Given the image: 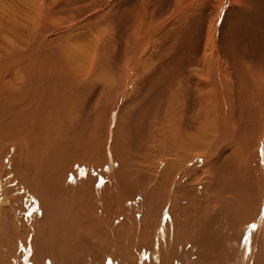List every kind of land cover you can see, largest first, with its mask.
I'll return each instance as SVG.
<instances>
[{"label": "bare ground", "instance_id": "obj_1", "mask_svg": "<svg viewBox=\"0 0 264 264\" xmlns=\"http://www.w3.org/2000/svg\"><path fill=\"white\" fill-rule=\"evenodd\" d=\"M18 2L0 0V264H264V81L198 65L194 35L156 54L142 20L108 57L101 9ZM165 52L176 81H154Z\"/></svg>", "mask_w": 264, "mask_h": 264}, {"label": "rangeland", "instance_id": "obj_2", "mask_svg": "<svg viewBox=\"0 0 264 264\" xmlns=\"http://www.w3.org/2000/svg\"><path fill=\"white\" fill-rule=\"evenodd\" d=\"M25 1L23 0L24 3H26ZM58 1L59 0H56V2ZM64 1L66 3V8L70 14L69 17H67L68 22L70 23L77 21L78 23H81L84 19H86V16L82 17L81 15H79L81 7L92 6V8H94L93 10H91L92 12L100 9L102 10L101 13L94 18V20H92L93 17L90 16V21H92V27L90 28H92L91 30L93 31V33L96 30V27L101 23L105 25L106 29H108L106 33L110 39H108V41L104 40V42L102 43L104 46L109 48L110 51L107 50V52H109L108 54H106V51L105 53L103 52V54H101L103 55L102 58H105L104 60H101L102 62H108L109 55H113L115 54V52H118V50L120 49L119 46L122 43L124 45L125 42H128V35H131L135 30L136 32L138 31L137 23L139 20H142L144 30L146 29L147 25H151V28H153L155 32L157 31V33H159V44L156 49V54L166 44L168 45L169 42L174 39V37L177 38L178 36L182 35L179 38H185L186 40H189V42H192V40L196 36L197 42L200 41V43L198 45V48L195 47L194 51L191 52H194L196 54L195 56L190 55L192 61H197L198 63V60L202 57V55L206 54L207 56V54L212 51V53L214 54L213 64L216 67H223V70L217 71H223L225 73L227 72L226 75L229 77L228 81H235L234 76H237V79L239 80H246L245 77H248L249 80L247 78L246 81H251L253 79L255 81H264V0ZM7 2L8 0H5L6 4ZM20 2L21 0H19L18 3L11 5L14 6L13 8L15 9H21L19 11V14L23 13L22 10L28 8L27 5L23 6L21 5V3L23 2ZM107 3H111L113 4V6L105 8ZM91 11L90 14L88 12L89 15H91ZM75 16H77L78 18H73ZM166 20L170 21L169 24L173 27V29H171L170 34L164 35L162 33L163 26L166 24ZM106 24L108 25L106 26ZM66 25L69 24L65 23V26ZM86 26L78 27L77 29H79L80 31L86 29L88 30L89 27ZM148 27L150 28V26ZM74 34L75 33L73 31V35ZM88 34L91 33L86 32V35ZM92 36L94 35L91 34L85 38L86 40H89V38L91 39ZM192 36L193 39H191ZM148 40L149 45L152 47L153 42H151L149 38ZM111 48L114 52L111 50ZM185 49H187V51L189 50V48ZM104 54H106L108 57L106 58V55L104 56ZM170 54L171 53L169 52L164 53L166 59L164 68L161 71L162 77L158 76L160 79L156 78L154 81H166L163 76L168 75L169 73H171V76L175 78L174 81H176V77H178L177 75H179L181 71V73L184 74L186 70V66L184 63L185 60L183 59L184 62L182 63V58H180L181 60L179 59V61L173 59ZM198 65H200V62L198 63ZM99 66V68L102 69L101 65ZM178 67H180V69ZM104 68H108V66H104ZM165 68L167 69V72L164 75ZM182 69H185L184 72ZM103 70L100 71L103 72ZM105 71H107V69L104 70V72ZM239 71L242 73L240 74ZM105 74H107V72H105ZM239 75L245 76L241 78ZM111 79L112 81L116 80L115 78ZM140 80L143 81L144 79L141 78ZM140 80L131 78L130 81ZM116 81H118V78ZM100 88L101 86H98L97 89ZM98 91L100 92L101 90H97L95 95L96 97H99L98 95H100L98 94ZM102 91L104 90L102 89ZM102 91L100 93L103 95ZM102 95H100V97ZM96 97H94L93 100H97ZM93 102L94 101H92V105H95L97 103Z\"/></svg>", "mask_w": 264, "mask_h": 264}]
</instances>
